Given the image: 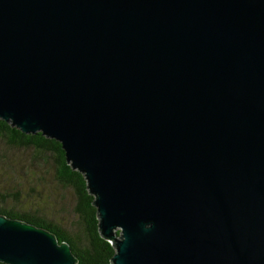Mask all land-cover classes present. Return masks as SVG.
Instances as JSON below:
<instances>
[{"label":"water","instance_id":"1","mask_svg":"<svg viewBox=\"0 0 264 264\" xmlns=\"http://www.w3.org/2000/svg\"><path fill=\"white\" fill-rule=\"evenodd\" d=\"M0 121L59 144L110 264H264V0H0ZM0 216V264H77Z\"/></svg>","mask_w":264,"mask_h":264},{"label":"trees","instance_id":"2","mask_svg":"<svg viewBox=\"0 0 264 264\" xmlns=\"http://www.w3.org/2000/svg\"><path fill=\"white\" fill-rule=\"evenodd\" d=\"M0 141L15 149H32L36 154L49 153L54 168L52 178L60 186L70 188L75 195V215L79 229L76 234H69L60 225L46 220L35 210L25 209L17 191H5L0 194V216L17 220L53 234L57 240L65 242L77 264H110L112 246L100 238L97 232L95 210L91 206L92 197L86 192L83 177L70 169L65 163L59 144L43 138L39 133L24 135L9 124L0 121ZM12 201V202H11Z\"/></svg>","mask_w":264,"mask_h":264},{"label":"rangeland","instance_id":"3","mask_svg":"<svg viewBox=\"0 0 264 264\" xmlns=\"http://www.w3.org/2000/svg\"><path fill=\"white\" fill-rule=\"evenodd\" d=\"M52 162L49 153L9 148L0 141V194L17 191L25 209L35 210L73 235L79 229L74 212L76 198L70 188L53 180Z\"/></svg>","mask_w":264,"mask_h":264}]
</instances>
